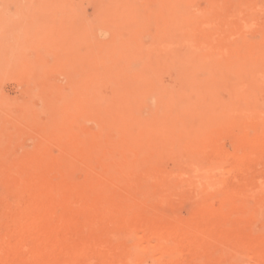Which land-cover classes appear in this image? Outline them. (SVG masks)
Masks as SVG:
<instances>
[{
    "label": "bare ground",
    "instance_id": "1",
    "mask_svg": "<svg viewBox=\"0 0 264 264\" xmlns=\"http://www.w3.org/2000/svg\"><path fill=\"white\" fill-rule=\"evenodd\" d=\"M34 1L36 3V0ZM43 1L41 0L39 4H42ZM45 2L48 3L47 0ZM61 3L64 4L62 5L64 10L71 5L68 6L66 3L65 6L63 0ZM55 4L56 2L51 6L53 7ZM48 5L43 3L42 6H46V8L41 7V9L39 7L41 5H36L39 8L35 7L41 13L42 8L45 12L47 9H53L51 6L50 9ZM74 5L73 7L79 6V4L78 6ZM261 5L264 6L263 3ZM55 6L56 11L59 6L56 7L57 9ZM28 7L27 3V12L31 9V6ZM105 8L112 22L115 23L118 13L115 5L107 2ZM165 8L160 11H146L149 16H155L157 19L164 18L162 23L157 25L156 23L152 24V19H150V26L164 37H168L166 34H169L172 43L178 40L180 43L184 42L181 44L184 46L190 39L195 38L199 41V46H197L199 48L203 46L202 49L205 53L213 48H220L221 54L224 55L220 63L229 71L223 84H226L227 89L230 86L233 88L232 90H236V93L235 90L233 92L235 101L240 99L239 101L243 103L250 98L247 100H250L248 105L246 102V105L249 106L254 97L263 93L257 94L252 99L246 96V92L241 93L242 89L252 81L259 80V78H262V81L264 79V32L262 30L261 33L257 32L263 33L262 38H258L256 41L247 40L245 34H242L241 38L244 35L243 39L224 47L214 39V35L206 24L200 25L198 19H192L180 5L170 4ZM61 10L64 12L63 9ZM59 11L60 8L56 11L57 13L50 12L52 15H57ZM78 11L71 12L72 18L73 14H77ZM126 11L132 18L138 13H135L134 8ZM39 12L37 17L45 14L42 12L40 15ZM50 12L45 14L46 17L43 15L44 18H47V14ZM79 12L82 15L84 11ZM22 16L25 18L24 14ZM30 16V14L28 17L26 16L27 19ZM32 16L30 19L32 18L34 21V18L38 19L34 15ZM171 16L185 17L173 20ZM67 17L70 16L67 15L66 19ZM16 18L15 20L18 22L20 18ZM24 18H22L23 21H25ZM50 18L44 24L47 26L50 22L53 27L54 22L52 21L55 16L52 21ZM59 18L62 21L63 18ZM155 18L153 19L156 21ZM73 19L72 25L86 33L84 27L82 25L77 27L74 23L75 19ZM40 21L38 22L39 27L43 25V21ZM61 21H59L60 27H63ZM128 21L125 23V27L131 30L130 32H143L144 26L140 20L139 22L135 19ZM24 23L22 26H26ZM78 23L81 24L77 21ZM68 24L69 26H67ZM68 24L64 29L59 30L60 27H57L56 29L59 31L54 26L55 31L62 34L59 35L60 37H66L58 39V48L56 46L58 53L54 49L55 40L51 41L54 43L52 50L54 49L55 52L54 50L47 52H54L57 56H53L52 61L46 58L43 66L44 58L41 59V52L43 55L47 54L48 57L49 55L52 57L53 53L45 52L44 54L42 49L39 53L37 44V47L32 46L35 43V40H32L33 33L31 34L33 36L30 35L31 38L33 37L31 39L33 43L30 46L37 50H30V48L27 50L35 52V54L32 52L35 56H37L36 53H39L38 58L43 60L40 63L36 62L37 65L41 64L37 67L38 71L40 70V74H35L37 76L42 75L41 71L45 70L46 68L43 67L46 66L47 69H55L53 72L46 70V72H52L50 74L53 75L56 70L62 69L58 66L61 63H58L57 60L60 58L62 60L66 55V58L71 59L69 54L73 55L74 52L76 54L72 57L71 62L66 58V61H61L62 65L64 62L68 69L69 76L66 73L68 79L64 76L65 81L67 79L70 85L66 88L68 90L62 88L63 83L62 87L58 86L63 78H59L60 81H57V78V80L54 79L58 83L52 82L53 76L51 77L47 73L44 75L45 78L48 75L51 80L49 78L41 79L38 76L40 81L36 86L34 83L38 81V77L31 78L30 80L34 81L32 83L23 74L25 76H23V80L27 79L30 84H33L32 86L38 87L34 86L38 90L31 87L30 89L33 91L25 94L26 98L24 97L23 104L14 103L12 108L17 112L16 117L20 124H25L36 133L35 138L37 139L30 144L32 147L27 145L26 148H18L19 150L15 147L13 151L10 146L12 145L10 141L13 142L11 139L7 142L8 146L3 147L7 136L3 135V132H6L3 129L6 122H4L5 118L0 115L1 121L4 120L0 125L4 130H1L2 134H0V150L3 152L1 166L4 167L3 171L0 170L2 173L0 176L3 185L8 188L6 192H11L17 197L14 204V201L10 204V202L4 201L5 198L0 199V216L3 217L2 222L4 221L1 224V227L4 225V229H0L1 231L6 229V234L0 236V264H264V173L260 175V172L253 168V165H259L258 162L264 159V113L261 114L257 111L258 115L255 113L254 118L247 120L249 118L247 116H250L248 111L245 110L249 113L245 112L247 115L245 116L242 111L244 108H239V110L234 108V111L231 110L230 113L224 111L225 122L220 121L222 124L217 122L218 124L213 126L211 120H213L214 109L212 107L218 105L220 98L217 94L218 97L215 95L217 98H213L217 89L210 84L212 83L211 78V82L204 83L205 80L209 81L208 75L211 74V68L210 74L207 75L206 72L203 73L202 65L195 66L198 63L195 62L201 58L196 60V51L194 48V51L188 50L189 46L187 45L183 52L184 59L180 61L183 63H179L187 64L184 65L181 75L182 86L172 95L157 90V102L150 106V113L154 117L153 121L141 120L140 117L138 123L134 122L133 118L119 123L113 119L106 121L107 114L113 113L112 104L100 100L92 92L90 82L93 77L96 49L92 47L86 34L88 40L82 32L79 33L84 36L78 35L79 33H75L78 35L77 37L71 35L70 32L74 34L75 31L73 32V28L70 29L72 25ZM57 25L59 26V24ZM6 27H8L7 23ZM42 27L44 28V25ZM19 28L18 32L21 31L20 26ZM38 29H36L37 33L44 36L40 29V33L38 32ZM23 30L25 31V29ZM55 31L54 34H57ZM66 32H69V35ZM37 33L35 36H38ZM245 33L248 34L249 31L245 30ZM3 34L6 36V32ZM20 34L22 33L19 32ZM46 34L50 35L49 31ZM251 34L253 37L254 33ZM27 36L29 37V34ZM54 37L56 38L55 35ZM7 38L10 41L9 36ZM12 38L14 40V37ZM62 40L63 42H60ZM28 41L26 44L31 43L29 39ZM48 41H46L48 46L46 47L50 48L48 45L50 40ZM18 42L20 43V40ZM82 45L86 49L83 50L84 47H80L81 50L75 48ZM26 46L24 45V49ZM6 47L4 51H6ZM14 47L18 48L13 45L12 48ZM22 47H20L21 50ZM12 50L8 49L13 59L15 56L12 55ZM2 53L3 49L0 43V63L3 62ZM27 54L28 52L24 55ZM47 55L43 57H47ZM31 57L32 54L30 56L29 53L28 59ZM7 59L9 62L12 60L10 57ZM53 59H55V63ZM47 60L50 63L53 62L52 65L55 64V68L48 65ZM21 61H25V59ZM5 62H7L6 59ZM28 62L30 61L27 60ZM45 64L46 66H44ZM20 65H22L21 62ZM64 65L61 73L65 70ZM40 66L42 68H39ZM214 66L210 77L213 74L217 75L218 65L215 63ZM2 67L4 66H0V68ZM16 67H13L12 71L21 70L18 65ZM30 70L26 71H33V69ZM26 71L24 73L27 75ZM220 71L221 69L218 76H220ZM203 74L208 78L203 80ZM142 76L138 75L137 78L133 77L129 80L138 82ZM222 76L219 77L220 80ZM48 80L52 83H48ZM25 81L24 84H28ZM212 84L220 86L218 82ZM241 85L243 88L240 87ZM262 86H264V82ZM135 89H138V85L132 83L129 84L127 91H131L135 95ZM222 90L224 89L222 88ZM221 92L219 93L223 97V91ZM35 97L39 100L38 105L34 102L33 98ZM258 97L256 98L258 99ZM231 98L233 100V97ZM223 99L225 98L223 97ZM230 99L228 96L226 100L230 101ZM226 100L221 101L226 102ZM221 101L220 103H222ZM8 102L1 98L0 110L7 111L8 108L11 111ZM10 103L13 104V102ZM226 104H223L222 107L224 108ZM255 104L254 102L252 107ZM202 105H207L206 110L203 109L205 113L200 111ZM103 106L105 109L102 111L100 109ZM217 109L219 110L221 107ZM9 110L8 112H10ZM180 111L185 112L187 117L182 120H174L173 115L176 117ZM249 111L251 112L252 109ZM254 111L255 109L252 112ZM218 112L220 113V111ZM7 119L9 120V117ZM90 122H94L96 125L91 126ZM226 129H237L233 139L236 147L233 153L225 151L216 140V137ZM33 130L30 131L33 132ZM9 132L11 131L9 130ZM192 135H201L210 139V146L213 148L212 161L216 162L214 168L213 162L211 163L212 168L204 165L200 157L206 154H197L191 151L190 138ZM16 136H12L13 139L14 137L18 138ZM14 140L18 142L21 141V138ZM24 144L26 145V143ZM204 158L206 156H203ZM210 159L208 158V160ZM206 164L210 163L208 164L206 161ZM254 179L257 180L255 184L253 183ZM234 181L241 182L240 186L233 185Z\"/></svg>",
    "mask_w": 264,
    "mask_h": 264
},
{
    "label": "rangeland",
    "instance_id": "2",
    "mask_svg": "<svg viewBox=\"0 0 264 264\" xmlns=\"http://www.w3.org/2000/svg\"><path fill=\"white\" fill-rule=\"evenodd\" d=\"M7 1L8 0H3V1L0 0V32H1L0 43H1V48L3 49V53H2L3 54V60H2L3 64L0 63V66H4V67L0 68V97L7 102L9 101L8 107L11 108V111L8 108H7V111L3 110L4 112L2 110H0V111H2V112H0L1 113L0 115L5 118V121L4 120H2V121L6 122L5 127L2 126L3 129L6 131V132H3V135L4 134L7 135L5 137L6 139L4 140L5 142L3 143V147L8 146L7 142H8V140L10 141V139L13 140V142L10 141L11 142L10 144H12V145L9 144L12 147L13 151L15 150V147H17V149L18 148L19 149L20 148H22V149L26 148L27 145H28V147H32L30 145L31 142L34 143V141L37 139V138H35L36 133H34L33 129H31L30 127H26L25 124H23V125L20 124L19 120H17L18 118L16 117L17 112L14 110V108H12V107H14V103L19 104V102H20L21 104H23V102L25 101L24 97L26 98L25 94H27L30 91H33V89H30V88L31 87L34 88L35 85L32 86L33 84L29 83V82H32L30 80L31 78L33 79V77L37 78L38 76H40L41 79H43V78L44 79H47V78L50 79L53 76L51 78L53 80L52 82L60 81V79L63 78L61 80L63 82L60 81L61 83L59 82L60 85H58V86H61L62 83H63L62 84L63 87L62 86L61 87L64 89H66L70 86L68 84V81H67L68 69H66L65 66H67V65H64L65 64L64 62H63V65H64L65 70L63 71V73L60 72L63 69V65H62L61 61L62 60L66 61V59H67L68 61L71 62L72 57L74 56L75 52L73 55L69 54L71 56L70 57L71 59L66 58L67 55L66 56L62 55L63 56L62 60L60 57H59L60 58L59 60L56 59L57 62L59 61L58 63H61L59 65L56 63V65H58L62 69L60 71L56 70V72H54L53 75L50 73H52L55 69L54 70L47 69L48 67L46 66V64L44 65L46 67H43V68H46V69L45 70L41 69L42 70L41 72L44 73V74L43 73H41V74L44 76L45 74L48 73V75H51V77L50 76L48 77V75H46V78H45V76L44 77L42 75L37 76L35 74H37V73L40 74L39 73L40 70L38 71L37 67L39 65H41V64L37 65L36 62H39V63L41 61L43 62V60L39 59L40 57L38 58V54L40 53V50L42 49V51H44V54H45V52L51 53V52H47V51H53L54 49H56V46L58 48V44H59L58 39H64L66 36L60 37L59 35H62V34L60 32L57 33V31H59L61 28L62 29L66 28V25L68 23H70L72 25L73 24V22H72L73 18L76 21V22L74 21L75 25L77 27L79 25H82V27H84L83 29L85 30L86 33H84V31L80 30L79 27H78V29L80 31L72 25V27H70V29L73 28L72 31L73 32L75 31V32H74V34H72V32H70L71 35L75 36L79 32L84 33V35L86 34L87 37H89V40L91 42L90 44L92 45V47L96 49L95 60H94V65H93V69H94L93 70V77L91 78L90 82H91V86H92V92L100 100H104L107 103L112 104V107H113L112 112L113 113H111L110 115L107 114V116L105 118L106 121L113 119V120H115V122L119 123V122H124L125 120H128V118H133V121L138 123L139 117L141 120L144 119L146 121H153L154 117H153V114L150 113V106L156 104V102H157V98H158L157 97V90H161V91L166 92L167 94L172 95L178 89H180V87L182 86L181 75H182V72L184 70V68H183L184 65H187V64L184 63V65H182L179 63H183L180 61H183V59H184L183 52L185 51L184 48H186L187 45L189 47L193 46L191 48L187 47V49L188 50L192 49L191 51H194V50L196 51L195 53H197V55L199 56L198 57L196 55V60H197V58L198 59L201 58V60L195 62V63L198 62L197 64H195V66L197 65L199 67L198 64L202 65L204 67V68L201 67V69L203 70V73L206 72L205 74H207V75L210 73L212 74V72L214 71L213 69L215 68V66H214L215 63H216V65H218L219 70L221 69L220 76H218L219 70L217 68L216 69L217 75L215 76V74H213L212 77H210L211 74L208 75L209 81H207V82L205 79L208 77L205 76L204 74L202 76V78L204 77L203 80H205L204 83L211 82L210 80L212 79V83L214 82V84H215V82L216 83L218 82V84L220 85V86H215L212 83H210L213 87H215L217 89V90H215V94H213L214 95L213 98H217L218 97L217 95H219V98L221 101V100L228 99V96H229V99H230V97H233V100H232V98L230 99V101L228 100L229 101L228 104H226L228 102L227 100H226V102L221 101L223 104H226V105H224L225 107L227 106L226 110H225V107L224 108L222 107L223 104L220 103V101H219L220 104L218 103V105H215V107H212V109H214L213 114H212L213 118L211 117L213 119V120H211L214 124V125L212 124L213 126L217 125L218 124L217 122H219V124H222L223 122H225L223 119V118H225L223 113L224 114H225V112L230 113L231 110L234 111V108H236V110H239V108L240 109L244 108L242 110L243 113L248 111L250 114L248 112H246V113L249 114L250 116H247L245 113V116H247V118L249 117L247 120L252 119L256 115H258L259 113L257 114L256 113L257 111H259L261 114L264 113V95H263L264 94V89H263L264 86H262L264 79H263V81H262V78L261 79L259 78V80L256 79V80L252 81V82H254V84H252V82H251L252 87H251V84H248V86H250V87H248L246 85V87L244 89H242V91H241L242 94H244L246 92V94H247L246 96L251 97V99L254 96H256L257 94H260L261 92H263L261 95L256 96V97L259 96L258 99L256 97H254V99L251 100L252 104L250 102V105L247 106L249 104V101H250V100L249 101H247V100L250 98H248L243 103L241 101H239L240 99L239 100L237 99L235 101L234 94L236 93V90L234 89L235 93H233L234 92V90H232L233 88H231L229 86L230 89L228 87V89H229L228 90L226 84L225 85L223 84L225 82V79H226L225 78L226 74H229V71L227 70L226 67H224L220 63V61L223 60V56H224L223 54H221L220 48L219 49L213 48L214 50L211 49L205 53L202 49L204 47L202 46V48H201V46H200V48L202 49L201 50L198 47L199 41L195 38H192V40L190 39V41H188V44H186L184 46L181 45V44H184V42H182V41L180 43L178 40H176L175 42L172 43V40L170 39L169 34H166L168 37H164V36H162L161 33H157L155 31L154 27L150 26V19H152V22H153L152 24L156 23V25H157V24L162 23V20L164 18L160 17L159 19H157V18H155V16H149L148 15V12H150L151 10H158V11L165 10L166 9L165 7H167L170 4L180 5L183 8L184 12L187 15L189 14V16L192 17V19H198V22L200 25L206 24V26L211 30V33L214 35L213 36L214 39L218 43H220L221 45H224V47H225V46H229L231 44H234V42H237L239 39H243L244 35H243V38H241L242 34H245V37H246L245 39L250 40V41H256V39L262 38L263 33L260 34L261 33L260 31L262 30V32H264V6L261 5L262 3L264 4L263 0H112V1L111 0H77V2H76V0H72V1L71 0H63V2L65 3V6H66V3L68 4V6L71 4L65 10L62 6L64 4L61 3L62 0H56V1L53 0L54 2H52L50 0L51 3L49 2V0H47L48 3H46L44 0L42 2V4H39V3H41V0H39V2H38V0H36V3L34 0H32L30 3L28 2L30 0H9L8 2ZM19 1H20V3H17ZM26 1L28 3V6L29 7L31 6V9L29 12H27ZM32 2L38 6L41 5V6H39L40 9H41V7L46 8V6H42L43 3L45 5L49 4L48 7L50 8V6L56 2V4H58V5L55 4L56 5V6L54 5L55 8L57 6H59V4H61L59 6L60 11L58 12L57 15H54V14L52 15V13L58 11L59 8L58 9L56 8L57 10L55 11L54 6L53 7L51 6L53 9H51V8H50L51 10L47 9V12H50V11L52 12V13L50 12L51 18H50L49 13L47 14V18H44L43 15H45L47 12H45L44 8H42L44 10V11L42 10V12L45 13V14H42L43 18H42V16L37 17L38 12H39L38 11L39 7L36 5L35 6L38 8L33 6L34 4ZM37 2H38V4H37ZM57 2H59V3H57ZM69 2H70V4H69ZM107 2H110L113 5H115V8L118 10V13L116 14V17H115V23L112 22L111 18L109 17V15L107 13L106 8H105V5ZM15 4H18V5H15ZM74 4H76L77 6L79 4V6H78L79 8L73 7ZM21 6H23V7L21 8ZM81 6L83 7L82 9L80 8ZM34 7H35V9H34ZM72 7H73V10H72ZM131 8H134L135 13L138 12L134 18L130 17L128 15V12L126 11V10H129ZM17 9L19 12L17 11ZM32 9H34L33 10L34 13L37 9V12L35 13L36 15L32 12ZM61 9H63L64 12H62ZM74 10H77V11L79 10L81 12L84 11L83 12L84 14L82 13V15H81L80 12L78 11L77 14L76 13H75V15L73 14V18H72L71 14L74 13ZM146 11H148V12H146ZM30 12H32L33 14ZM41 13H40V15H41ZM23 14H24V16L27 14L26 15L27 17L29 14L31 16L34 15L38 19L34 18L35 19V21H34V20H32V18L30 19V17H31L30 16L29 17L30 20H29V19H27L26 16L24 18L22 16ZM67 15L70 17H67V19H66ZM83 15H84V17H82ZM54 16H55V19H54ZM56 16H58V17H56ZM74 16H76L77 18L79 16V19L77 20V18ZM16 17L18 19L20 18L18 20V22H17V20H15ZM45 17H46V15H45ZM59 17L63 18L62 21ZM171 17H172L171 19L174 20V19H178L180 17L183 18L185 16H179V17L171 16ZM1 18L2 19L4 18V19L2 20ZM8 18H10L12 20H10ZM22 18H24L25 21H23ZM39 18H42V19H39ZM49 18L51 19V21L54 19L52 21V22H54L52 24L53 27L51 26L50 22H49V24L47 23L48 24L47 26L44 24L47 21V19H49ZM70 18H72V19H70ZM80 18H82V19H80ZM153 18H155L157 20L155 21ZM132 19H135L138 22H139V20L141 21V23L144 26L142 28L143 32H141V33L138 31L130 32L131 30H128V28L125 27V23L129 22L128 20H132ZM31 20H32V22H31ZM40 20L43 21L44 28L42 27L43 25L40 27L38 26V22ZM55 20L56 21L58 20L57 23ZM63 20L65 21V23H63L64 22ZM68 20H71V21L68 22ZM59 21L62 22V24L64 25L63 27H60ZM77 21L81 22V24L80 23L77 24ZM202 21H203V23H202ZM24 22H26L27 24H25ZM6 23H7L8 27H6ZM22 23H24V25H26V26H22L23 25ZM33 23H34V25H31ZM40 23H41V21H40ZM57 24H59V26ZM146 24H148V25L146 26ZM19 26L21 27V31H19V32L22 33L20 35L18 32ZM54 26H55V29L57 27H60V28H58L59 30L56 29L57 31H55ZM67 26H69V24ZM22 27H24V28H22ZM38 27L40 30L42 27L41 31L43 32L44 36L37 33L36 29H38ZM7 28L8 29L12 28V29L11 30L9 29L6 31L5 29H7ZM27 28H28V30H26ZM32 28H33V30L35 29L34 32L36 31L38 36H35L36 33L33 32ZM51 28H52V30H51ZM80 28H81V26H80ZM1 29L5 30V31H2ZM23 29H25V31H27V32H25ZM39 29H38V32L40 33ZM68 29H69V27H68ZM247 29H249V30H247ZM245 30H246V32L249 31L250 35H249V33L248 34L245 33ZM14 31H15L16 35H15V33L13 34ZM48 31H49L50 35L46 34V32L48 33ZM54 31L57 34H54ZM68 31H70V30H68ZM4 32H6L5 35L7 37L9 36L10 41L8 40V38L6 36H3ZM257 32H260V33H257ZM27 33L29 34V37L27 36L28 35ZM32 33L34 36L31 35ZM52 33L56 36V38L54 37V35ZM66 33L69 35V32H66ZM251 33H254L253 37H252ZM30 35L33 36L34 38L32 37L33 38L32 39L30 37ZM78 35H80V33ZM78 35H76L75 37H77ZM84 35L82 34L80 36H84ZM86 35H85V37H86ZM181 35H183V34H181ZM250 36H251L252 40L250 39ZM12 37H14L15 41L13 40ZM20 37H22V38H20ZM87 37H86V40H88ZM27 38L30 40V42H31L30 44H26L29 42ZM31 39L35 40V43H33V41H31ZM182 39H180V40H182ZM1 40H3L4 42ZM18 40H20V43L18 42ZM40 40H42V41L40 42ZM48 40H50V43H51V41L55 40V45H54L55 47L53 50H52V48H53V44H54L53 42L54 41L51 44L49 43L48 45H50V48H47L48 46L46 44L47 43L46 41H48ZM44 41H45V43H44ZM60 42H63V40ZM56 43H57V45H56ZM87 43H89V42H87ZM31 44H32V46L33 45L36 46V44H37L38 47L37 46L36 47L39 50V53H36L37 56L34 55L35 52L30 51V50L36 49L35 47L32 48L30 46ZM13 45H15L18 48H15V47L12 48ZM24 45H27L26 49H24L25 48ZM5 47H6V51H4ZM20 47H22V50ZM80 47H84V48H82L83 50L86 49V47L83 45L77 46L75 48L78 50V49H80ZM119 47H120V50H118ZM10 48L13 49L11 52H13L12 55L15 56V57L12 56L13 59L11 58V55L9 52ZM27 48H30V50L29 49L27 50ZM180 48L181 49L183 48V49L181 50ZM193 48H194V50H193ZM8 49H9V51H8ZM206 49L207 48L205 47V51H206ZM22 51H25V52H22ZM16 52H17V55H16ZM27 52H28V54H27L28 56L26 55L27 56L26 57L24 54H26ZM54 52H55V50H54ZM54 52H52L53 54L51 53L52 57H51V55H49V57H48L47 54H46L47 57H43L46 55H43V52H41L42 53L41 59L44 58V62L42 63V66L45 63L46 58H49L50 61H52L53 56L54 57L57 56ZM56 52L58 53V49H56ZM19 53H21V54H19ZM29 53H30V56L32 54V57H31L32 59L30 58L31 60L28 59ZM199 54L202 56H200ZM205 56H207V57L205 58ZM8 57H10V59H12V60H10V62L7 59ZM5 59L7 62H5ZM22 59H25V61H21ZM208 59L210 60V62ZM16 60H17V64H16ZM27 60H29L30 62L27 63ZM48 60L46 61V63L48 62L47 63L48 65H50V66L55 65V64L52 65L53 62L55 63V61H54L55 59H53L52 63H50ZM73 61H75V59H73ZM200 61H202V62H200ZM20 62L22 65H20ZM32 62H35V63L33 64ZM205 62L208 64L210 63V64L206 65ZM31 63L33 64L31 67V70L33 69V71H31L29 69ZM28 64H29V66H28ZM211 64H213V65H211ZM17 65L19 68L21 67L22 71L21 70L18 71L17 69H15L16 71H12V70H14L12 68L16 67ZM34 65L36 66V68ZM22 66H24V67H22ZM42 66H40L39 68H42ZM213 66H214V68H212ZM25 68H27L26 70H30L31 72H29V71L27 72L25 70ZM53 68H55V66ZM207 68H208V70H207ZM210 68H211L212 72L210 71V73H209ZM56 69H57V66H56ZM181 69H182V71H181ZM46 70L47 71L49 70L52 72L49 73V72H46ZM224 70H225V72H224ZM25 71L28 73L27 75H26V73H24ZM19 72H21V73H19ZM30 73H32V75H30ZM66 73H67V75H66ZM23 74L25 76H27V79L29 80V82L27 79H25L27 81L23 80L24 79ZM29 75H30V78L28 77ZM138 75H143L140 78V80H138V82H135V81L131 82V80H129V79H133V77L137 78ZM64 76L67 77V79H66L67 83L66 84H65L66 81H65ZM213 76H215L214 77L215 80L213 79ZM217 76H218V78H217ZM221 76H222V79L220 80ZM16 77H18V78H16ZM38 79H39V77L37 78V80ZM54 79H56L57 81H55ZM34 80H35V78H34ZM24 81L26 83L28 82V84L31 86H29L28 84L25 85ZM39 81L40 80H38L37 82L35 81V83L33 81L32 83L36 84V86H37ZM219 81L222 83H220ZM257 81H258V83H257ZM49 82L50 81L48 80V83ZM52 82H50V84ZM132 83H134L135 85H138V89H135L136 90L135 95L131 91H127L129 84H132ZM53 84H56V83H53ZM25 86H26V89H25ZM212 86H211V88H212ZM224 86H226V87H224ZM253 86H255V87H253ZM240 87H242V85ZM36 88H38V87H36ZM36 88H34V90ZM222 88L224 90H222ZM250 88H252L251 90H253V91H251ZM254 88H255V90H254ZM37 90L38 89H36V91ZM66 90H68V89H66ZM221 91H223L222 95L225 99H223V97L220 95V93H222ZM130 95H132V96L134 95V96L132 97ZM255 98L258 102L255 100ZM33 99H34V102H36L35 104L38 105V102H39L38 98L35 97ZM253 101L256 103L255 104L256 107L255 106L252 107L253 103H254ZM10 102H13V104ZM246 102H247V105H246ZM205 107L207 108V105H204V106L202 105L200 107L201 108L200 111L202 113H205V110H206ZM218 107L219 108L221 107V109L218 110L217 109ZM262 108H263V110L261 111ZM104 109H105V106L101 107L100 110L103 111ZM203 109H205V110H203ZM251 109H252V111L255 109V111L250 112L249 110H251ZM8 110L11 112V114H10V112H8ZM218 111H220V113ZM255 113H256V115H255ZM133 114H134V116H133ZM219 115L221 116L220 118L218 117ZM7 117H9V120L7 119ZM43 117H44V115H43ZM173 117H174V120H182V119H185L187 117V115L185 112L180 111L176 114L177 118L174 115H173ZM1 118H0V125L3 124V122L1 121ZM217 120H219V121H217ZM7 122H9V123H7ZM110 123H111V121H110ZM8 124H10V125L8 126ZM90 125L94 126L96 124L94 122H90ZM14 126H16V127H14ZM19 126H22V127H19ZM12 128H13V130H11ZM21 129L23 130V132ZM1 130L2 129L0 126V134H2ZM4 130H2V131H4ZM9 130L11 132H9ZM30 130L31 131L33 130V132H31ZM19 132H22V133H19ZM26 132H27V134H26ZM30 132L32 133L31 135H30ZM236 133H237V129H234V130L226 129L225 132H223L222 134H220L216 137V140H218V143L222 146L223 149H225V151L233 153L236 149L234 142H233V139H234V136L236 135ZM14 134H16L17 136ZM12 136L18 137V138L14 137V139H18V140H19V138H21V141L17 142V140H14ZM25 138H26V140H25ZM15 141H16V143H15ZM190 142L192 145L191 151L194 153H197V154H206V155H202L200 158L202 159V161L206 167L212 168V166H213V168H214V166L216 165V162H214L215 160L212 161L213 148L210 146V142H211L210 139H207L201 135H192L190 138ZM24 143H26V145ZM19 144H20V146L18 147ZM1 154H3L2 151L0 152V161H1L0 162V170L3 171L2 168H4V167L1 166L2 165L1 164L2 163V159H1L2 155ZM203 156L204 157L206 156V158H207V159L204 158L205 162H204ZM209 156H212V157H209ZM208 158L209 159L211 158L210 159L211 161L208 160ZM227 160H229V159H227ZM227 160H225V161H227ZM206 161L208 164L209 163L210 164L207 165ZM212 162L214 163V165L211 164ZM229 162H231V161L229 160ZM258 163H259V165H253V168H256L260 172L259 173L260 175H263V173H264V159L263 160L261 159V162L259 161ZM0 175L2 176V173H0ZM1 176H0V178H1ZM256 182H257V180L254 179L253 183L255 184ZM240 183L241 182H239V181H234L232 184L236 185V186H238V185L240 186ZM0 185H1L0 186V199L3 200L5 198L6 200L4 199V201L8 202V203L10 202V204H12L11 202L14 201L13 202V204H14L16 202L17 197L15 196V194H13L11 192H6V191H8V188H6V186L3 185L2 178L0 179ZM3 186H4V188H2ZM0 218H1V216H0ZM2 218L0 219V228H3V226H4L3 225L1 227V224H3V222H4V221L2 222ZM0 234H1L0 236L5 235L6 229L3 231H1V229H0Z\"/></svg>",
    "mask_w": 264,
    "mask_h": 264
}]
</instances>
